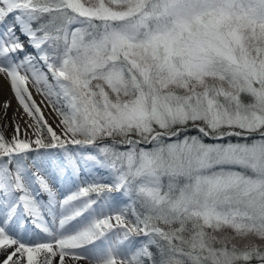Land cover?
Segmentation results:
<instances>
[{
  "label": "snow or ice",
  "instance_id": "1",
  "mask_svg": "<svg viewBox=\"0 0 264 264\" xmlns=\"http://www.w3.org/2000/svg\"><path fill=\"white\" fill-rule=\"evenodd\" d=\"M0 77V264H264V0H0Z\"/></svg>",
  "mask_w": 264,
  "mask_h": 264
},
{
  "label": "bare ground",
  "instance_id": "2",
  "mask_svg": "<svg viewBox=\"0 0 264 264\" xmlns=\"http://www.w3.org/2000/svg\"><path fill=\"white\" fill-rule=\"evenodd\" d=\"M33 97L36 100L37 104H41V101L44 100V97H42L40 94L36 93L34 89H33ZM4 100H10L11 101V108L8 110V114H7L8 117L11 118L14 113H16L17 116H19L20 113L22 112V109H20L18 102L14 98V95L10 94V87H9L8 82L6 80H4L2 77H0V103H2ZM45 103H46V101H45ZM41 107L45 113V117H47L49 119L50 123H53V126H55L54 120H53L54 117L49 118L50 110L48 108H45L42 104H41ZM21 123L23 126V122H21ZM7 132L8 133L11 132L10 127L7 129Z\"/></svg>",
  "mask_w": 264,
  "mask_h": 264
},
{
  "label": "rangeland",
  "instance_id": "3",
  "mask_svg": "<svg viewBox=\"0 0 264 264\" xmlns=\"http://www.w3.org/2000/svg\"><path fill=\"white\" fill-rule=\"evenodd\" d=\"M10 94L13 95V93L11 92V90H10ZM46 118H47V117H46ZM53 120H54V118H53ZM49 123H50V121H49ZM66 194H67V193H66Z\"/></svg>",
  "mask_w": 264,
  "mask_h": 264
}]
</instances>
